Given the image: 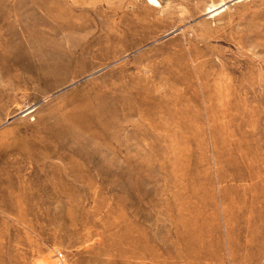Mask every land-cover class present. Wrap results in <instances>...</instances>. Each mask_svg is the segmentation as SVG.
<instances>
[{
    "label": "rangeland",
    "instance_id": "obj_1",
    "mask_svg": "<svg viewBox=\"0 0 264 264\" xmlns=\"http://www.w3.org/2000/svg\"><path fill=\"white\" fill-rule=\"evenodd\" d=\"M159 1L0 0V264H264V0Z\"/></svg>",
    "mask_w": 264,
    "mask_h": 264
},
{
    "label": "bare ground",
    "instance_id": "obj_2",
    "mask_svg": "<svg viewBox=\"0 0 264 264\" xmlns=\"http://www.w3.org/2000/svg\"><path fill=\"white\" fill-rule=\"evenodd\" d=\"M148 2H149V5L160 6V1H159V0H148ZM208 3H209V2H208ZM208 3H207V4H208ZM221 3H222V2H221ZM218 7H219L218 4H216V3H211L210 5L207 6V9L212 10V13H213V14H217L218 11H219V9H220V8H218ZM210 12H211V11H210ZM220 16H221V13L215 15V16H214V19H218Z\"/></svg>",
    "mask_w": 264,
    "mask_h": 264
}]
</instances>
